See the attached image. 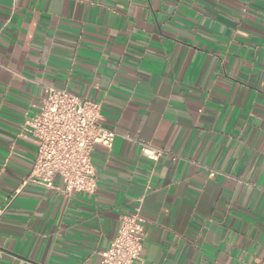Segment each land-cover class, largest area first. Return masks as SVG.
I'll use <instances>...</instances> for the list:
<instances>
[{
    "label": "crops",
    "instance_id": "1",
    "mask_svg": "<svg viewBox=\"0 0 264 264\" xmlns=\"http://www.w3.org/2000/svg\"><path fill=\"white\" fill-rule=\"evenodd\" d=\"M46 87L118 134L94 194L27 181ZM129 214L144 264H264V0H0V264H101Z\"/></svg>",
    "mask_w": 264,
    "mask_h": 264
},
{
    "label": "built area",
    "instance_id": "2",
    "mask_svg": "<svg viewBox=\"0 0 264 264\" xmlns=\"http://www.w3.org/2000/svg\"><path fill=\"white\" fill-rule=\"evenodd\" d=\"M46 97L38 112L25 124L37 147L27 181L54 189V177L64 181L63 193L94 194L98 189L93 151L96 146L111 149L118 134L102 123V104L68 90L46 87ZM141 153L158 163L165 151L139 141ZM146 237L139 214L123 217L118 233L101 264H144Z\"/></svg>",
    "mask_w": 264,
    "mask_h": 264
}]
</instances>
